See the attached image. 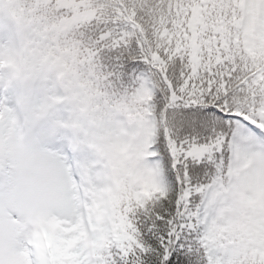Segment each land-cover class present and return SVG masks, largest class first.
I'll list each match as a JSON object with an SVG mask.
<instances>
[{
    "label": "snow or ice",
    "instance_id": "1",
    "mask_svg": "<svg viewBox=\"0 0 264 264\" xmlns=\"http://www.w3.org/2000/svg\"><path fill=\"white\" fill-rule=\"evenodd\" d=\"M0 264H264V0H0Z\"/></svg>",
    "mask_w": 264,
    "mask_h": 264
},
{
    "label": "trees",
    "instance_id": "2",
    "mask_svg": "<svg viewBox=\"0 0 264 264\" xmlns=\"http://www.w3.org/2000/svg\"><path fill=\"white\" fill-rule=\"evenodd\" d=\"M10 16L9 10L5 8H0V20H6Z\"/></svg>",
    "mask_w": 264,
    "mask_h": 264
}]
</instances>
